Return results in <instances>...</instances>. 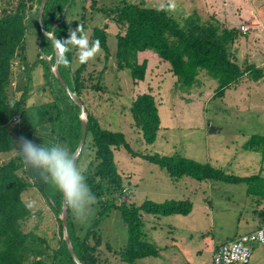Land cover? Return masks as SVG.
Masks as SVG:
<instances>
[{
	"label": "rangeland",
	"instance_id": "obj_1",
	"mask_svg": "<svg viewBox=\"0 0 264 264\" xmlns=\"http://www.w3.org/2000/svg\"><path fill=\"white\" fill-rule=\"evenodd\" d=\"M101 1L96 0L97 7ZM126 1L163 8L179 25L188 16H193L201 23L217 21L224 27L244 26L247 32L240 35L233 44L236 62L247 63L248 59L247 64H261L264 69V0ZM172 4L175 8L169 10ZM76 19L68 18L72 21ZM104 21L99 14L85 13L84 23L88 31ZM106 32L109 57L104 61L102 53H98L84 65L82 72L86 87L96 85L98 89L83 90L79 99L84 110L97 120L101 128L122 133L135 153H155L167 157L177 155L209 164L237 177L258 173L264 179V161H260V155L241 148L250 135H262L264 132V81L252 84L243 78L238 86L225 91L222 99H211L215 88L213 80L199 75L197 86L189 90L178 88L174 86L175 78L167 71L168 65L157 58L147 57L143 81L133 84L126 70H115L113 55L117 28L109 23ZM38 43L35 33H25L23 71L15 60L12 64L9 94L16 98L26 89L24 124L29 132L32 131V141L42 144L45 137L41 132L46 127L47 113L51 112L52 106L63 102L59 101L61 87L46 73L43 62L37 59L40 52ZM77 53L76 49L71 60V70L78 67ZM39 58L43 60V56ZM141 93L152 96L159 119L160 128L151 145L143 144L128 112L132 98ZM253 105L260 106V109ZM47 134L45 132L47 137L53 138ZM112 155L122 185L130 191L124 195L126 203L138 206L145 200L155 203L189 200L192 205L186 216L141 214L142 232L149 243L159 249V255L156 258L137 260L134 264H210L215 247L258 226L257 213L264 208V197L248 196L244 184L196 182L188 177L174 180L156 166L139 157L129 156L121 147L112 150ZM88 161L90 157L82 153L77 163L84 175L87 174L84 167ZM29 182L35 187L22 194V201L29 209L30 217L21 224V230L44 240L49 257H40L39 260L50 264L48 258L55 247V240L60 237L56 223L59 215H54L38 192L43 181L31 177ZM50 186L48 182L45 184L48 193L52 190ZM32 202H35V206L29 208ZM91 208L90 215L83 223L69 209L76 232L83 233L84 228L95 219L97 207L94 204ZM97 231L102 244L109 245L111 249H122L125 245L126 230L117 211H111L101 220ZM101 250L103 254L106 253L102 247ZM36 260L29 258L27 264ZM248 264H264V244L251 247Z\"/></svg>",
	"mask_w": 264,
	"mask_h": 264
},
{
	"label": "trees",
	"instance_id": "obj_2",
	"mask_svg": "<svg viewBox=\"0 0 264 264\" xmlns=\"http://www.w3.org/2000/svg\"><path fill=\"white\" fill-rule=\"evenodd\" d=\"M41 0H0V264H44L40 257L46 254L45 242L33 233H23L21 224L30 217L29 209L22 201V194L35 185L29 182L34 173L26 170L17 156V141L20 137L32 140V132L26 128V89L13 98L9 94L12 78V64L16 60L23 71L25 33H35L38 40L37 59L43 62L46 73L61 87L49 72L48 65L39 57H49L53 65L54 54L50 39L39 36L38 7ZM80 5L78 8H76ZM76 11V12H75ZM87 12L103 16L105 21L89 31L84 23ZM77 17L75 21L68 20ZM213 20V19H212ZM111 23L117 28L114 35L115 70H126L133 84L144 79L147 57L168 65L167 71L175 78L174 86L189 90L199 84V75H204L215 83L211 99H222L225 91L238 86L243 78L255 84L264 81V69L252 64H237L233 49L234 42L241 34L239 27L227 28L217 21L201 23L188 16L182 25L175 22L163 8L146 7L126 0H102L97 7L96 0H46L41 25L44 33L54 34L57 39H66L69 33L83 25L84 32L90 33V43L100 41L104 61L109 57L106 45L107 28ZM80 35V33H77ZM66 54L70 61L76 48L68 46ZM151 53H149V52ZM150 56V57H149ZM144 57V58H143ZM142 58V59H141ZM84 65L79 62L74 70L62 65L57 72L67 90L78 99L83 90H97L96 85L86 87L82 72ZM59 101L63 103L51 107L47 113L46 128L53 138L74 152L80 140L79 109L72 103L64 89ZM49 108V107H48ZM128 112L134 126L145 145H151L159 130V119L152 96L141 93L132 98ZM84 140L77 156L82 153L90 157L84 167L86 182L96 197L97 212L91 224L83 233L75 231L68 207L66 217L67 237L79 264H134L144 258H156L159 249L149 243L142 232L141 214L151 216H186L191 211L189 200H166L155 203L145 200L140 205L120 200L122 181L113 162L112 150L122 148L129 156L156 166L168 178L178 180L188 177L196 182L212 181L227 185L244 184L248 196L264 197V179L259 174L237 177L227 174L206 163H198L177 155L139 154L130 149L120 132L103 129L97 120L87 113ZM17 117V122H10ZM43 130V129H42ZM56 132V134H55ZM244 151L256 152L264 161V132L250 135L241 147ZM45 184L38 187L55 216L60 215L61 193H48ZM117 211L126 230V242L122 249L113 250L103 243L98 225L111 211ZM257 228L264 226V208L257 213ZM59 238L50 254V264H74L62 240L61 226L56 218ZM253 229V230H255ZM252 231V230H250ZM248 231V232H250ZM101 247L106 252L103 254ZM116 257V260H115ZM113 260V262H111Z\"/></svg>",
	"mask_w": 264,
	"mask_h": 264
},
{
	"label": "clouds",
	"instance_id": "obj_3",
	"mask_svg": "<svg viewBox=\"0 0 264 264\" xmlns=\"http://www.w3.org/2000/svg\"><path fill=\"white\" fill-rule=\"evenodd\" d=\"M175 5L169 6V10H174ZM80 33V35H77ZM52 40L56 50L57 65L70 68V61L67 53L70 51L69 45L78 50V59L81 64H86L93 60L102 51L100 41L94 40L90 43L89 36L84 32L83 25L69 33L66 39H57L54 34H47ZM45 137L42 144H36L32 140L20 137L17 141V156L26 170H31L44 182L50 183L56 191L60 192L65 201L66 207L70 208L74 217L81 223L87 220L96 201V197L87 185L86 176L80 166L77 165L76 154L67 144L55 141L51 137ZM35 206V202L28 205L29 208Z\"/></svg>",
	"mask_w": 264,
	"mask_h": 264
},
{
	"label": "built area",
	"instance_id": "obj_4",
	"mask_svg": "<svg viewBox=\"0 0 264 264\" xmlns=\"http://www.w3.org/2000/svg\"><path fill=\"white\" fill-rule=\"evenodd\" d=\"M239 31L241 34H245L247 28L240 26ZM16 121L17 117L10 120V122ZM120 191V200L124 201V195H128L130 191L123 186ZM262 244H264V226L236 236L232 240L215 247L211 254L210 264H248L251 247Z\"/></svg>",
	"mask_w": 264,
	"mask_h": 264
},
{
	"label": "water",
	"instance_id": "obj_5",
	"mask_svg": "<svg viewBox=\"0 0 264 264\" xmlns=\"http://www.w3.org/2000/svg\"><path fill=\"white\" fill-rule=\"evenodd\" d=\"M46 0H41L39 7H38V26H39V36H41L42 34L47 36L49 38V35H46V33H44L43 29H42V25H41V13L44 7ZM50 39V38H49ZM50 43L52 46V50H53V54H54V60H53V65L50 66L49 64V58L48 57H43V60L45 61V63L48 65L49 67V72L51 73V75L58 81V83L61 85V87L64 89L65 93L67 94V96L69 97V99L72 101V103L74 105H76L79 109V121H80V140L77 144L76 149L74 150V153L76 154V156H78L79 151L81 149L83 140H84V135H85V128H86V114H85V110L83 108V106L81 105L79 99L73 94L70 93L65 84L63 83V81L61 80L58 72H57V66H56V50L53 46L52 40L50 39ZM66 217H67V210H66V205H65V201H64V197L61 194V207H60V215H59V221H60V226H61V235H62V240L65 244V247L72 259V261L74 262V264H79L78 261L75 258V255L72 251V248L70 246L68 237H67V231H66Z\"/></svg>",
	"mask_w": 264,
	"mask_h": 264
},
{
	"label": "crops",
	"instance_id": "obj_6",
	"mask_svg": "<svg viewBox=\"0 0 264 264\" xmlns=\"http://www.w3.org/2000/svg\"><path fill=\"white\" fill-rule=\"evenodd\" d=\"M231 27H236V25H234V26H230V27H227V28H231ZM254 52H258L257 50H255ZM255 54H257V55H259V56H262V55H260L259 53H255ZM263 57V56H262ZM247 63H248V59H247ZM252 65H254V64H252ZM255 66V65H254ZM262 65L261 64H259V65H257V66H255V67H258V68H262L261 67ZM257 92H255V94H256ZM254 106V108H257V109H260V106H255V105H253ZM30 132H32V131H30ZM48 133V131H47V129H46V127H45V129H43L42 130V132H41V134L42 133ZM43 135V134H42ZM48 136H50V134H47ZM53 137V136H52ZM41 138V137H40ZM44 182V181H43ZM251 229H249V230H247L246 232H248V231H250Z\"/></svg>",
	"mask_w": 264,
	"mask_h": 264
}]
</instances>
